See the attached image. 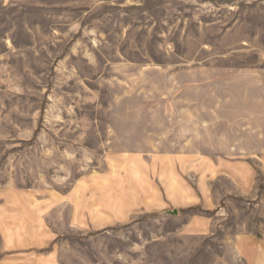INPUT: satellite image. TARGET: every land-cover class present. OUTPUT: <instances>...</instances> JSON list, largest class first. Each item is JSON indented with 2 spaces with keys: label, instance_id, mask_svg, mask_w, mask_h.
Wrapping results in <instances>:
<instances>
[{
  "label": "rangeland",
  "instance_id": "1",
  "mask_svg": "<svg viewBox=\"0 0 264 264\" xmlns=\"http://www.w3.org/2000/svg\"><path fill=\"white\" fill-rule=\"evenodd\" d=\"M0 264H264V0H0Z\"/></svg>",
  "mask_w": 264,
  "mask_h": 264
},
{
  "label": "water",
  "instance_id": "2",
  "mask_svg": "<svg viewBox=\"0 0 264 264\" xmlns=\"http://www.w3.org/2000/svg\"><path fill=\"white\" fill-rule=\"evenodd\" d=\"M168 213L171 215H176V214H178V210L174 209L173 211H168Z\"/></svg>",
  "mask_w": 264,
  "mask_h": 264
}]
</instances>
